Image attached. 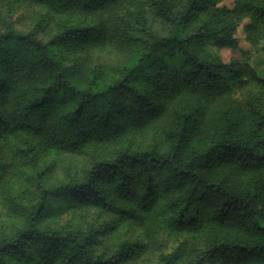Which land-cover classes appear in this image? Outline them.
Instances as JSON below:
<instances>
[{
  "label": "trees",
  "instance_id": "1",
  "mask_svg": "<svg viewBox=\"0 0 264 264\" xmlns=\"http://www.w3.org/2000/svg\"><path fill=\"white\" fill-rule=\"evenodd\" d=\"M224 1L7 0L0 198L17 225L0 229V264H264V76L215 53L248 20L264 54V0ZM13 7L34 13L26 33ZM23 168L29 204L6 193ZM51 169L65 182L46 186Z\"/></svg>",
  "mask_w": 264,
  "mask_h": 264
},
{
  "label": "rangeland",
  "instance_id": "2",
  "mask_svg": "<svg viewBox=\"0 0 264 264\" xmlns=\"http://www.w3.org/2000/svg\"><path fill=\"white\" fill-rule=\"evenodd\" d=\"M6 2L7 0H0V32H2L7 24L6 16ZM223 5L232 8V0H225ZM34 13L30 11H25L22 8L13 7L10 22L21 33H26L32 23V18ZM248 20H244L238 28L236 37L239 40L238 47L234 50L231 49H221L215 51L219 56L220 60L226 64L244 66L249 64L259 75L264 76V54L255 51L246 41L245 33L243 27L248 24ZM93 59L96 63H106L112 62V65H121L120 57L113 51L110 50H100L95 51L93 54ZM252 87H243L236 90L235 97L241 99L245 97L248 91H252ZM89 157H78L74 164V169L77 172H81L84 168L89 165ZM49 164V161H46ZM39 168V167H38ZM35 171L30 168H23L12 174L10 182L7 187L8 196L15 198L22 204H29L35 202L37 187L34 180ZM66 177L60 170L51 169L45 177V185L50 187L62 182H65ZM70 220L69 217H64L60 221L53 220L48 221L47 224L51 226H60L67 223ZM17 225V222L12 218L3 204L2 198H0V229L10 230L12 227ZM176 243H166V247L163 250V255L170 254L176 247ZM128 264H161V253L154 252L148 253L140 260L134 263ZM182 264H185V260Z\"/></svg>",
  "mask_w": 264,
  "mask_h": 264
}]
</instances>
